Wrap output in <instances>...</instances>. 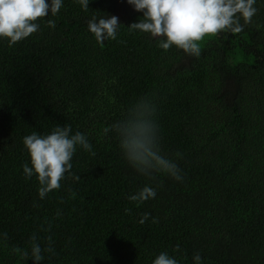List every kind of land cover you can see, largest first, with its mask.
Instances as JSON below:
<instances>
[{
  "label": "trees",
  "instance_id": "obj_1",
  "mask_svg": "<svg viewBox=\"0 0 264 264\" xmlns=\"http://www.w3.org/2000/svg\"><path fill=\"white\" fill-rule=\"evenodd\" d=\"M88 7L64 0L28 38L0 39V264H24L13 249L30 250L32 235L42 247L52 237L42 264H152L162 251L180 264L195 253L203 264H264V4L242 31L205 36L199 57L130 30L142 13L126 0ZM105 14L120 26L98 44L87 24ZM141 97L156 106L161 152L182 181L137 173L103 132ZM65 125L92 151L78 148L60 189L41 200L23 174V138ZM145 185L154 199H128Z\"/></svg>",
  "mask_w": 264,
  "mask_h": 264
},
{
  "label": "clouds",
  "instance_id": "obj_2",
  "mask_svg": "<svg viewBox=\"0 0 264 264\" xmlns=\"http://www.w3.org/2000/svg\"><path fill=\"white\" fill-rule=\"evenodd\" d=\"M74 2L88 12L92 0ZM126 3L142 13V19L132 23L128 27L130 30L161 38L158 46L165 51L175 46L188 55L199 57L200 42L205 36L242 31L244 25L252 23L258 12L257 4H264V0H126ZM63 6L64 0H0V39H6L11 46L28 38L39 30L40 25L36 22L39 18L56 16ZM47 25L54 29L55 20H48ZM119 26L118 17L108 14L100 17L93 15L87 24L89 33L98 44L115 40ZM103 132L115 135L124 160L137 173L148 177L164 174L178 182L183 180L178 164L161 152L156 106L149 97L138 99L123 119L105 127ZM23 145L29 157V163L22 165L23 174L25 179L35 177L41 200L48 193L60 189L65 173L71 171L72 159L78 148L92 151L88 137L79 131L73 133L71 125L56 126L47 135L33 131L23 138ZM175 155L181 156L180 153ZM156 194L155 187L145 185L128 199L139 205L154 199ZM147 220L149 213H143L139 223ZM152 222L155 223V219ZM51 227L49 223L44 230L50 231ZM2 239H6V234H0ZM46 240V246L42 247L39 238L32 235L30 250L17 247L13 251L19 254L24 264L28 259L33 264H42L45 254H55L52 237L48 236ZM174 251L180 252V246L176 245ZM152 264H180V260L162 251L155 256ZM192 264H203L199 253L192 256Z\"/></svg>",
  "mask_w": 264,
  "mask_h": 264
}]
</instances>
